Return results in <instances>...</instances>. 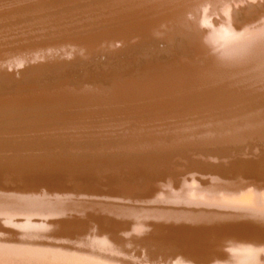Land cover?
<instances>
[{"label": "bare ground", "instance_id": "bare-ground-1", "mask_svg": "<svg viewBox=\"0 0 264 264\" xmlns=\"http://www.w3.org/2000/svg\"><path fill=\"white\" fill-rule=\"evenodd\" d=\"M5 86L0 264H264V0H0Z\"/></svg>", "mask_w": 264, "mask_h": 264}, {"label": "rangeland", "instance_id": "rangeland-1", "mask_svg": "<svg viewBox=\"0 0 264 264\" xmlns=\"http://www.w3.org/2000/svg\"><path fill=\"white\" fill-rule=\"evenodd\" d=\"M162 55V56H161ZM141 57V58H140ZM140 57H138V58H136V59H133V60H130L129 62H130V65H132V64H134L135 65V67H137V64H138V66H140V67H149V66H151V67H155V66H159V65H161L163 62H165L166 63V61L167 62H173V61H175V60H177L178 59V57L177 58H171L170 56H165V55H163V54H159V53H154V54H147V56H146V54L144 55V56H140ZM161 58V59H160ZM169 58L171 59V60H169ZM163 61V62H162ZM104 62V61H103ZM107 63V64H106ZM109 63H110V65H109ZM144 63V64H143ZM93 64V65H92ZM90 63V64H88V63H85V64H83L81 67H83V68H81L80 70H81V72H84V69L86 68V70H91L92 71V74H94V75H97V79H100V80H103V79H108V78H110V77H112V75L113 74H110V72L111 73H113V70H114V68H115V66H116V64H117V61L116 60H107V61H105L104 63H101V66H100V63ZM91 65V66H90ZM97 65V66H96ZM114 65V66H113ZM85 66H88V67H85ZM111 66V67H110ZM91 67H92V69H91ZM95 67V68H94ZM105 67V68H104ZM107 67L109 68V70L107 69ZM95 69V70H94ZM110 70H112V71H110ZM106 73V74H105ZM107 75H108V77H107ZM110 76V77H109ZM18 78L20 79L19 81L21 82V80H22V77H19L18 76ZM22 85H24L25 86V84H22ZM9 91H8V90ZM6 90H7V92H6ZM15 90H13V88L10 86H5V87H3V89L2 90H0V92H1V94H10L11 92L13 93ZM10 92V93H9ZM9 119H5V122L3 121V124L2 125H0V129L1 130H6V131H8L7 130V128L9 129V131H8V133H6L5 135H1L0 136V138L2 137L3 139H5V140H7V141H12V140H16V141H19V142H22L23 141V139H25V138H23L24 136H27V134L25 135L24 134V131H25V127H30V125H28V123H26V122H19L18 120H15V118L12 120H9ZM9 122L8 124H7V122ZM6 123V124H5ZM20 123H22V124H20ZM40 123H41V125L43 124L42 122H38V123H31L32 125H31V127H33V128H35V129H38L39 130V128L41 129V127H43L41 130H39L40 132H38V131H36V134H37V132L38 133H41V134H37V136H43V134H45L44 136H46V138H48L49 137V135L50 134H55V135H62V136H65L64 134H62V133H64V131H62V132H60L59 134H58V131L55 133L54 131L52 132V131H50V133L48 134V133H45V128L47 129L48 128V126L46 127L44 124L41 126L40 125ZM20 124V126H18ZM25 124V125H24ZM38 124V125H37ZM6 125V126H5ZM36 125V126H35ZM41 127H40V126ZM2 126H4V127H2ZM10 126V127H9ZM39 128H38V127ZM7 127V128H6ZM24 127V128H23ZM6 128V129H5ZM11 128V129H10ZM24 129V131H23V129ZM10 131L11 132H13V131H15L14 133H12V134H14L13 136H11L12 134L10 133ZM17 131V132H16ZM22 132L24 135H22V133H21V135H20V132ZM42 131L44 132L43 134H42ZM47 132V131H46ZM70 132V130L68 131H66L65 133H69ZM20 135V136H17L18 134ZM25 133H27V131H25ZM35 132H31V135L29 134V136H32V135H34V136H36V134H34ZM17 134V135H16ZM70 134V133H69ZM7 135V136H6ZM4 136H6L5 138H4ZM9 136H11V137H13V138H11V137H9ZM41 136V138H44V136L42 137ZM67 136H70V135H67ZM19 137H21V139H18ZM11 138V139H10ZM17 138V139H16ZM23 138V139H22ZM37 138V137H36ZM9 139V140H8ZM21 140V141H20ZM260 147L261 146H258V150L257 151H251L252 152V154L254 155V156H252V155H249V156H251V157H256V155L259 153V155H261L260 153H262L261 151H259V150H262L263 152H264V148L263 147H261V148H263V149H260ZM254 152V153H253ZM22 152H20V154H21ZM256 153V154H255ZM22 154H24V153H22ZM27 154V153H26ZM249 156H247V157H249ZM250 158V157H249ZM20 162H22V160H19ZM14 168H11V167H7V169L4 167L3 169H1V170H8V171H11V170H13ZM140 170H143V169H140ZM123 172L122 173H120V176L119 175H117V174H112V173H106V175L105 174H101V178H103V179H100V181L101 180H103L102 182H101V184H99L98 185V183H97V181L96 180H93V181H91L90 183H89V180H85V178L86 179H88L85 175V177L83 176V175H81L80 176V178H79V180L76 182L78 185H80L81 186V188L82 189H99V194H96V195H94V197H100V196H102L103 198L106 196V197H109L110 199L111 198H114V196L113 195H110L109 193H111L112 192V189H114L115 187H117L116 186V183L117 184H121V183H130V184H132L133 182H135V180L134 179H131V175L128 173V171L125 169V170H122ZM143 173H144V177H142V178H147L146 179V182L147 181H150V183H152V180H153V176H151L150 174H146L147 172L145 171V170H143ZM117 175V176H116ZM111 177V178H110ZM120 177V178H119ZM81 180V181H80ZM91 180V179H90ZM114 180V181H113ZM120 180V181H119ZM250 180H252V179H250ZM95 181V182H94ZM99 181V180H98ZM128 181H130V182H128ZM120 182V183H119ZM98 185H96V184ZM112 183H114V184H112ZM155 183H159V181H156ZM261 183V182H260ZM90 184V185H89ZM95 184V185H94ZM102 184H104V186L102 185ZM261 184H263L264 185V182H262ZM68 186H71V185H69V184H67ZM88 185V186H87ZM94 185V186H93ZM13 186H15V185H13ZM17 186V185H16ZM15 186V187H16ZM21 186V185H20ZM19 186V184H18V188L20 187ZM112 188V189H111ZM105 190V191H104ZM102 194H104V195H102ZM88 195V194H87ZM88 196H91V195H88ZM92 197H93V195H92ZM102 197H100V198H102ZM144 199H146V198H144ZM149 199V198H148ZM143 201V199H140V201ZM149 201H150V199H149ZM145 202H148V200H145ZM99 215H98V214ZM104 212H101V214H100V212H96L95 214L97 215V217H100V218H103V217H106V216H108L107 214L108 213H104L105 214V216H104V214H103ZM101 215V216H100ZM114 215H110L109 217H113ZM115 217V216H114ZM114 217H113V219H114ZM117 218V217H116ZM116 220H120V218L118 219H116Z\"/></svg>", "mask_w": 264, "mask_h": 264}]
</instances>
